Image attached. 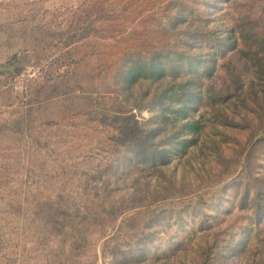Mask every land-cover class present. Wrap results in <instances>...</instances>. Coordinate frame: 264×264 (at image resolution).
Returning <instances> with one entry per match:
<instances>
[{
	"label": "rangeland",
	"instance_id": "1",
	"mask_svg": "<svg viewBox=\"0 0 264 264\" xmlns=\"http://www.w3.org/2000/svg\"><path fill=\"white\" fill-rule=\"evenodd\" d=\"M110 3L128 11L117 38L101 28L65 44ZM15 54L31 61L9 65ZM153 57V74L131 72ZM108 64L114 75L99 78ZM64 74L74 94L39 98ZM91 93L132 117L90 121ZM31 104L38 123H61L35 140L22 134ZM0 127V183L46 161L73 171L66 193L117 210L86 226L71 259L69 242L17 256L0 236V264H264V0H0ZM15 185L0 184V219Z\"/></svg>",
	"mask_w": 264,
	"mask_h": 264
},
{
	"label": "trees",
	"instance_id": "2",
	"mask_svg": "<svg viewBox=\"0 0 264 264\" xmlns=\"http://www.w3.org/2000/svg\"><path fill=\"white\" fill-rule=\"evenodd\" d=\"M99 6L104 7L105 4L100 2L98 5H94V7ZM106 8L109 16L102 20L99 27H97L98 20L95 19L91 21L89 27L82 29L79 34L72 35L65 44L71 47L75 44L74 40L77 38H87L90 34L99 32L101 28L103 30L110 29L111 31L110 34L103 38H117V30L124 29L121 28L124 27V24H119V19L125 20L128 11L122 9L116 12L113 9V3L108 4ZM135 34H130V39L139 40L142 37ZM30 61L31 57L28 54L26 56L15 54L8 61V64L13 65L18 62L27 64ZM157 66L156 58L153 57L151 63H147V61L140 62L131 72L139 73L150 70L153 74V68L157 70ZM113 75L114 70L109 64L103 66V70L97 74L99 78L103 79H108ZM62 77L65 78L59 84L51 85L50 88L40 86V89L37 90V94L40 95L39 98H41V95H45V100L52 98L48 95L50 89L52 92H57L58 97L67 98L80 88L79 84L74 82L68 74H64ZM89 96V106L87 108L90 121L92 122L112 125L120 120H130L132 117V115H128L130 111H127L115 96L96 97L92 93ZM36 113L37 107L31 104L27 108L26 130L22 133L23 136L35 140L36 129L40 126L52 127L61 124L54 121L38 123V119L35 116ZM125 126V124H122L118 128L125 132L127 130ZM5 130L6 127H0V132ZM40 148H43V146ZM28 152L29 157H32L33 149H28ZM19 171L24 172L22 178H10L5 183H0L1 185L6 184L8 187L11 182L16 184L15 187L10 188V192L15 198L16 207L8 209L4 218L0 219V236L10 237L8 245L20 248L18 253H15L17 256L28 255L26 245L29 242H32L38 248H48L50 240L55 238L60 241L61 245L70 243L71 249L69 251L63 250L61 253L62 256L65 255L71 259L87 246L85 229L88 224L112 219L117 214V210L114 207L104 204L105 198L100 200V197L90 195L73 197L71 193H66L64 189L70 188L69 186L73 183L71 177L74 176L73 171H70L66 166H51L46 161H37V163L28 162L27 164H22L19 167ZM258 217L259 215L256 213L255 218L258 219Z\"/></svg>",
	"mask_w": 264,
	"mask_h": 264
}]
</instances>
